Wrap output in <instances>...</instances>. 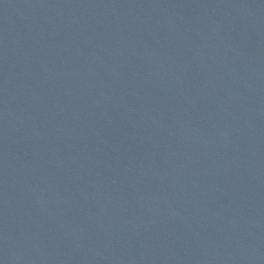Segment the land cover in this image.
I'll return each mask as SVG.
<instances>
[{
  "label": "water",
  "instance_id": "obj_1",
  "mask_svg": "<svg viewBox=\"0 0 264 264\" xmlns=\"http://www.w3.org/2000/svg\"><path fill=\"white\" fill-rule=\"evenodd\" d=\"M0 264H264V0H0Z\"/></svg>",
  "mask_w": 264,
  "mask_h": 264
}]
</instances>
